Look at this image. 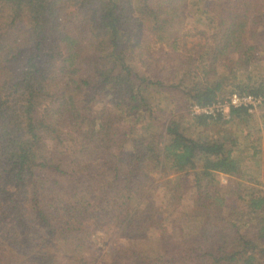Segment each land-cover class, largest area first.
<instances>
[{
	"label": "trees",
	"instance_id": "obj_1",
	"mask_svg": "<svg viewBox=\"0 0 264 264\" xmlns=\"http://www.w3.org/2000/svg\"><path fill=\"white\" fill-rule=\"evenodd\" d=\"M233 94L264 99V0H0V264H264L247 109L186 113Z\"/></svg>",
	"mask_w": 264,
	"mask_h": 264
},
{
	"label": "rangeland",
	"instance_id": "obj_2",
	"mask_svg": "<svg viewBox=\"0 0 264 264\" xmlns=\"http://www.w3.org/2000/svg\"><path fill=\"white\" fill-rule=\"evenodd\" d=\"M199 43V40L196 38H187V46L190 47L191 45H195ZM135 70H138V67L135 68ZM263 99V98H262ZM164 100V99H162ZM227 102L224 101L223 103H220L221 105H224ZM264 103V101H263ZM195 106H191L189 107V109H187L186 113L189 117L195 116V115H201V114H194L192 113V109ZM263 105L261 106V108L250 112L249 113V117L248 118H244L241 122H238V124L236 125H230L225 124V128L221 129V131H228L229 133L231 132V134H237V135H246L247 133H250L252 136L247 139L249 141V143H254L256 140H260V145L263 146L264 144V116H263ZM217 114V113H216ZM228 119H223L222 122L227 121ZM242 139V138H241ZM253 139V140H252ZM249 164H253L252 162H250ZM249 164H247L246 166H248ZM262 165V164H261ZM256 167V166H255ZM252 169H254V166L252 167ZM256 174L253 175V177H258L259 179H262V168L260 166V168H255ZM246 173H250L252 174V172H247ZM252 177V176H251ZM249 178V177H248ZM231 180L223 175H220L219 178L217 179V187L218 189L221 191V194L224 195L223 197H226V193H223L226 189L231 190L232 188H235V186L238 184V181H236L235 186H233V184H231ZM262 182L264 183V181L262 180ZM240 191L239 193H245V191H243V188L240 187ZM263 188H264V184H263ZM189 198H191L190 194H188L183 203L181 204L180 207H175L173 205H171L169 203L168 200V195L165 193V191L163 189L158 190V193H155L154 195V202L161 208V210L163 211V213L165 215H167V221L172 220V219H177L182 210L189 208L190 205V201ZM236 199V195L233 196H227V202L225 204V209H227L228 211L232 210L233 208L236 207V202L234 201ZM226 211V210H225ZM222 212H224V210H222Z\"/></svg>",
	"mask_w": 264,
	"mask_h": 264
},
{
	"label": "built area",
	"instance_id": "obj_3",
	"mask_svg": "<svg viewBox=\"0 0 264 264\" xmlns=\"http://www.w3.org/2000/svg\"><path fill=\"white\" fill-rule=\"evenodd\" d=\"M263 101L264 99H262L261 96L255 97L252 95L233 94L231 95V97H229L228 102H226L224 105L217 103L211 107H205V108H200L195 106L192 109V113L205 114L213 118L217 116L216 113H221L225 116V119H228L227 109L229 108V106L234 108H245L247 109V112L250 113L261 108V106L263 105Z\"/></svg>",
	"mask_w": 264,
	"mask_h": 264
}]
</instances>
